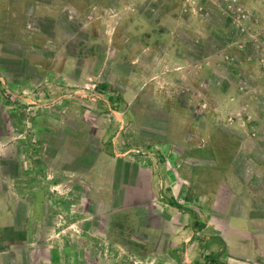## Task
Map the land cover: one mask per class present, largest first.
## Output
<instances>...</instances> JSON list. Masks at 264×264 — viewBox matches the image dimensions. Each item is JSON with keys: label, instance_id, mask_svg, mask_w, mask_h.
<instances>
[{"label": "rangeland", "instance_id": "374dc122", "mask_svg": "<svg viewBox=\"0 0 264 264\" xmlns=\"http://www.w3.org/2000/svg\"><path fill=\"white\" fill-rule=\"evenodd\" d=\"M0 13L10 24L0 29V139L11 157L0 184L20 135L23 166L42 183L51 153L75 171L106 155L122 167L121 181L123 162L159 164L161 141H189L190 130L197 137L186 147L201 150L210 131L215 149L233 152L247 140L264 149V0H0ZM77 118L85 119L80 158L68 142L82 129ZM76 189L54 195L71 205L82 196ZM20 197L28 202L0 185V210L7 203L21 214L23 203L13 209ZM61 209L77 215L76 206ZM17 227L0 229V251Z\"/></svg>", "mask_w": 264, "mask_h": 264}, {"label": "crops", "instance_id": "0c3cea01", "mask_svg": "<svg viewBox=\"0 0 264 264\" xmlns=\"http://www.w3.org/2000/svg\"><path fill=\"white\" fill-rule=\"evenodd\" d=\"M1 21L0 29L10 25ZM74 120L82 129L70 132L68 142L78 144L80 158L85 119ZM192 132L189 141L178 136L161 141L165 161L159 164L133 158L123 162L129 169L121 181L122 167L106 155L100 154L88 171H75L63 153H51L44 183L38 182L42 173L23 166L22 136H16L12 170L0 185L12 184L28 202L14 199L13 209L18 203L25 207L18 215L17 209L2 205L0 229L18 226V232L0 251V264H264V149L251 150L247 140L233 152L218 150L210 131L202 135L201 150L195 143L186 147L197 137ZM6 139H0V167L11 158ZM67 148L62 144L61 149ZM54 159L60 166L54 167ZM74 186L82 196L71 205L68 198L54 195ZM70 206L77 207L76 217L59 214ZM70 221L75 230H68Z\"/></svg>", "mask_w": 264, "mask_h": 264}]
</instances>
